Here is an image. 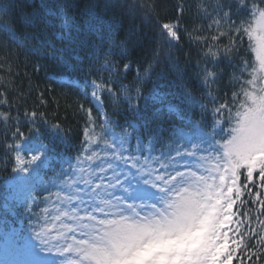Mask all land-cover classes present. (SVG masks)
Returning a JSON list of instances; mask_svg holds the SVG:
<instances>
[{
	"label": "snow or ice",
	"instance_id": "1",
	"mask_svg": "<svg viewBox=\"0 0 264 264\" xmlns=\"http://www.w3.org/2000/svg\"><path fill=\"white\" fill-rule=\"evenodd\" d=\"M264 0H216V3L198 5V12L211 20L209 28L215 26L213 41L228 36L227 45L208 46L206 55H210L213 66L207 62L198 75L202 85L208 88L212 123L210 132L200 137V154L191 149L183 150V145L176 149V156L169 153V159L183 155L197 156V167L185 166V170L173 168L166 170L161 157L144 155L151 153L153 140L146 144L139 135L135 122H126L122 126V134L113 131L116 122L102 109V96L109 98L119 106L123 100L131 112L144 120L139 101L142 98L139 83L133 86L119 84V94L112 87V79L107 82L92 80L90 93H86L100 106L104 116L101 132H96L91 109L87 110L90 125L84 132V146L80 155L67 161V169H61L57 180L62 181L61 191L56 193V220L62 221L64 231L57 234L61 243H53L50 233L52 229L41 225L35 230L36 244L28 243L30 260L17 264H232L244 247L247 259L253 256L259 260V249L251 251L245 244V237L256 238V244L264 247V199L260 192H253L259 181V188L264 190ZM89 4L86 15L88 30L93 31V22L99 17ZM15 4L13 0H0V31L16 40L14 31ZM234 9L236 18H233ZM43 15L33 14L26 19L27 26L36 27L43 23L46 27H56L61 42L72 43L74 33L79 34L83 28L76 24L75 18L69 15L66 5L44 3ZM183 11V8H180ZM240 11L245 14L243 17ZM54 17L59 24L48 19ZM239 20V23H237ZM222 25L227 31L222 30ZM117 25H109L103 40L115 45L122 54L127 52V38L118 43L115 41ZM164 35L171 41L180 40L179 24L164 23ZM248 38V48L255 53L257 64L250 65L243 61L240 74L233 72L232 79L239 84V90L233 91L230 100L223 102L213 96L211 85L221 78V72L215 61L223 57L232 63V56L239 52L244 37ZM200 39V37H197ZM33 51L41 49L53 60L66 63L63 55L65 49H57L50 41H39ZM20 46H25L22 42ZM111 47L105 54V69L113 76H119L116 65L109 60ZM153 62L145 68V75L152 71ZM109 65H111L109 67ZM130 65L125 63L123 71ZM247 73L250 79H244ZM235 86V85H234ZM133 92L135 95H133ZM155 92V89H154ZM0 104L7 105V98L0 91ZM183 103L191 106L199 105L202 114L208 112L207 105L200 103L188 89L180 94ZM83 107V106H81ZM170 112H175L181 120L185 114L175 105H169ZM35 135L28 137L20 129L18 118L12 117L8 111H0V123L3 124L4 147L15 160L12 168L21 179L39 175L49 158V145L42 140L40 130L36 126L37 113H25ZM43 114H41V117ZM14 123H10L11 121ZM146 126V125H145ZM59 135L62 132L59 124L52 126ZM131 129V131H129ZM11 132V142L8 141ZM219 137V140L217 139ZM135 139V147L130 139ZM22 153L30 158L25 159ZM163 156V153H161ZM121 164L124 168H121ZM155 165H158L155 166ZM165 169L164 174L160 170ZM255 174V179H254ZM244 176L246 183L241 186L240 178ZM249 184L252 188H249ZM47 190V189H46ZM245 190L249 197L254 196L258 202L257 227L260 232L251 229L252 218L245 210L248 200L243 199ZM33 196L32 200L35 201ZM141 201L138 205L135 201ZM52 201L51 203H56ZM240 201V207H234ZM31 212L30 205L26 206ZM47 212V209L44 210ZM247 226V231H242ZM67 233H72L68 236ZM230 233L232 234L230 236ZM72 243H67V240ZM47 253V256H42ZM56 257V258H49Z\"/></svg>",
	"mask_w": 264,
	"mask_h": 264
},
{
	"label": "trees",
	"instance_id": "2",
	"mask_svg": "<svg viewBox=\"0 0 264 264\" xmlns=\"http://www.w3.org/2000/svg\"><path fill=\"white\" fill-rule=\"evenodd\" d=\"M13 2L16 40L0 31V91L8 101L7 105L0 104V111H8L12 117L18 118L21 131L28 137L34 136L35 133L30 131L31 124L25 113L30 114L33 111L37 113L36 126L40 130L42 140L49 145L51 154L58 159L52 172L64 169L67 158L76 162L75 158L80 155L84 146V132L90 125L88 109H91L95 130L100 131L104 116L97 102L86 94L91 91L86 85H90L92 80L103 78L107 82L111 78L112 87L119 94L120 83L130 87L136 84L139 70V83L136 86L142 93L139 104L145 119L140 120L123 100L117 106L107 93L102 96V109L116 122L113 127L115 134H122V126L126 127V122H135L143 143L146 144L151 138L152 149L158 154L163 153L176 130L182 129L192 135V141H200V138H197L200 130L205 133L211 131L209 125L212 123L213 104L207 95L209 89L202 85L198 73L206 62L209 68L213 66L211 56L206 55L208 46L227 45L228 36L213 41L211 37L215 31L208 27L211 20L201 16L197 6L214 4L216 0H13ZM226 2L233 3V0ZM44 3L53 7L58 4L66 5L69 15L83 28L81 33H74L75 39L72 43L60 41L56 35L59 28L46 27L43 23L36 27L26 25V19L33 14L43 15ZM89 4L95 5L93 11L99 19L93 22L96 25L94 30L87 33L86 12ZM261 7H264V4ZM235 11L234 9V19ZM240 15L243 17L245 14L240 11ZM48 19L52 20L53 24L60 22L54 17ZM164 23L179 24L178 42L169 43V38L164 35L162 29ZM109 25L118 26L115 30L117 43L127 38L126 54H122L118 47L109 45L102 39ZM213 28L215 29V26ZM39 41H50L57 49H65L63 55L67 62L56 61L46 56L45 51L50 49H41L38 54L35 53L33 50L39 46ZM21 42L25 46H20ZM110 47L113 54L109 60L116 65L119 76H113L104 66V56ZM248 51V39L244 37L239 52L231 58V64L222 53L221 58L215 61L221 78L215 85H211L210 90L217 100L221 102L230 100L234 91L231 76L242 61L250 56ZM102 55V60L96 61ZM154 56L157 57L156 62L151 73L146 76L144 70L153 62ZM125 63L130 65L127 72L123 71ZM98 68L104 75L97 72ZM184 89H188L200 103L207 105L208 112L202 114L198 104L191 106L183 103L180 94ZM169 105L177 106L186 118L181 120L175 112H170ZM14 122L13 120L10 123ZM56 124L62 129L59 135L52 128ZM5 131L3 124L0 123V185L11 181L14 175L12 168L15 165L14 157L7 153L4 147ZM8 141L11 142V132ZM135 143L134 138L130 139L133 148ZM240 183L241 186L246 183L243 175ZM255 183L257 187L252 188L249 184V188H252L253 192H260L261 198L264 199V190L259 188L258 179ZM243 199L248 200L245 210L250 209L248 215L252 218L251 229L260 232L257 227L259 221L256 218L258 202L254 196L247 195V190ZM16 206L14 197H8L6 205H2L0 199V222H6L9 227H19L21 222L30 223L21 210H16ZM239 207L240 201H237L233 210ZM259 220H264V215H259ZM28 230V227L22 228L23 237L27 238ZM247 230V226L242 229ZM245 244L251 251L259 249V253H264V247L256 244L255 237L246 236ZM248 254L242 246L237 255L243 257V261L234 258L232 264H264V255H260L259 260L256 256L248 260Z\"/></svg>",
	"mask_w": 264,
	"mask_h": 264
},
{
	"label": "rangeland",
	"instance_id": "3",
	"mask_svg": "<svg viewBox=\"0 0 264 264\" xmlns=\"http://www.w3.org/2000/svg\"><path fill=\"white\" fill-rule=\"evenodd\" d=\"M95 27L96 25L93 24V28ZM222 30L227 31L226 26L222 25ZM212 31H215V29L212 28ZM90 32L91 31L89 30L87 31V33ZM248 54L250 56L245 60L249 61L250 65L257 64L255 53L249 49ZM102 58L103 55L96 61L102 60ZM243 61L241 65L234 70L237 75L240 74V70L243 67ZM97 72H100L102 75H104V73L99 68L97 69ZM244 79H250L247 73H244ZM231 85L234 91L239 90V84L233 81V79L231 81ZM96 132H101V128L100 131ZM203 134L204 132L200 130L197 133V138H200ZM192 138V135L185 133L182 129L176 130L173 132L169 144H167L164 148L163 156L155 152L153 149L151 153H146L145 155L161 157V161L166 165L167 171H171L173 168H180V170H185V166L197 167V156L183 155L180 157H176L175 160L169 159V153L171 154V156L175 157L176 149L181 145H183V150L191 149L193 151H196L199 155L201 141H192ZM217 139L219 140V137ZM22 156L25 159L30 158L28 154L25 153H22ZM68 160L69 159L65 161L64 169H67L68 167ZM53 161H55V158L52 156L49 150V158L44 167L40 170L39 175H32L28 178L21 179L19 174L14 173L9 183H3L2 185H0V199L2 201V205L7 204L8 197H14V201L17 204L16 210H21L22 214L25 216V219L27 221H30V223H25L26 227H28L29 230L27 239L22 238L23 244L20 243L21 241L18 237V231L12 232L11 229L5 228V222H0V264H17V262L19 261L32 259V257L29 255L27 245L29 242L32 244L37 243V241L34 239L35 230L41 225H46L47 227H50L52 229L50 237L53 243L62 242L61 240H58L56 238L59 232L64 231V229L61 227L62 221L55 219V216L58 214L56 211L57 206L63 207L62 205H59L58 201H56V193L61 191L62 181H58L56 178L60 171L52 172L54 170ZM75 163L76 162H73L74 165ZM155 166L158 167V165ZM121 168H124L123 164H121ZM164 173L165 169H161L160 174ZM33 196L36 197L35 201L32 200ZM52 201H56V203H51ZM135 203L139 205L141 201L137 200L135 201ZM28 205H30L31 207V212L27 211L26 206ZM45 209H47V212L44 211ZM67 235L71 236L72 233H67ZM231 235L232 234L230 233V236ZM67 243H72V241L69 239L67 240ZM41 255L47 256L48 254L42 253Z\"/></svg>",
	"mask_w": 264,
	"mask_h": 264
}]
</instances>
